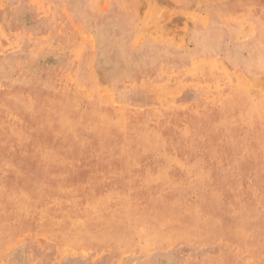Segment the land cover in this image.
<instances>
[{
	"label": "rangeland",
	"instance_id": "rangeland-1",
	"mask_svg": "<svg viewBox=\"0 0 264 264\" xmlns=\"http://www.w3.org/2000/svg\"><path fill=\"white\" fill-rule=\"evenodd\" d=\"M0 155V264H264V0H0Z\"/></svg>",
	"mask_w": 264,
	"mask_h": 264
},
{
	"label": "bare ground",
	"instance_id": "bare-ground-1",
	"mask_svg": "<svg viewBox=\"0 0 264 264\" xmlns=\"http://www.w3.org/2000/svg\"><path fill=\"white\" fill-rule=\"evenodd\" d=\"M160 18V17H159ZM163 19V18H162ZM157 21H159V19L157 20ZM160 21H162V20H160ZM155 22V21H154ZM158 24H160L159 22H158ZM157 24V25H158ZM166 24H168V23H166ZM148 26V25H147ZM149 28V27H148ZM145 30H146V28H145ZM167 36V35H166ZM199 71V70H198ZM233 95V94H232ZM234 98V97H233ZM230 99H232V98H230ZM242 99V98H241ZM244 99V98H243ZM240 101V100H239ZM227 102V101H226ZM58 103V102H57ZM235 103V102H234ZM228 105V104H227ZM245 105V104H244ZM53 107V106H52ZM97 107V106H96ZM239 107H241V106H239ZM68 108V107H67ZM105 108V107H104ZM249 108V107H248ZM253 108V107H252ZM90 110H92L91 108H90ZM98 111H99V109H98ZM248 111V110H247ZM64 112V111H63ZM79 112V111H78ZM248 112H251L250 110L248 111ZM75 113H77V112H75ZM88 113V112H87ZM252 113H254L255 114V112H253L252 111ZM81 114V113H80ZM79 114V115H80ZM162 114V113H161ZM203 114H205V113H203ZM253 114V115H254ZM73 115H75V114H73ZM84 116L82 117V118H84L85 117V120L86 119H88V117L86 118V114H83ZM93 115V114H92ZM98 115V114H97ZM252 115V114H251ZM10 116V115H9ZM70 116V115H69ZM67 117V116H66ZM74 117V116H73ZM68 118V117H67ZM75 118V117H74ZM73 118V119H74ZM91 118L92 117H90V120H91ZM118 118V117H117ZM164 119H166V118H164ZM170 119V118H169ZM168 119V120H169ZM84 120V119H83ZM82 120V121H83ZM84 120V121H85ZM150 120H151V118H150ZM71 121V120H70ZM73 121V120H72ZM92 121V120H91ZM124 121V120H123ZM141 121V120H140ZM140 121L138 120V124H139V126H140ZM143 121V120H142ZM158 121V120H157ZM164 121V120H163ZM162 121V122H163ZM170 121V120H169ZM172 121H173V119H172ZM171 121V122H172ZM81 122V120L79 121V123ZM86 122H87V120H86ZM161 122V123H162ZM73 123H77V125H79L78 124V121L77 122H73ZM84 123V122H83ZM91 123V122H90ZM136 123V122H135ZM136 123V125H138ZM160 123V122H159ZM160 123V124H161ZM173 123V122H172ZM174 123H176V122H174ZM69 123H67V125H68ZM114 124V123H113ZM132 124V123H131ZM130 124V125H131ZM168 124H169V122H168ZM178 124V123H177ZM73 125V124H72ZM77 125H75V129H76V126ZM91 125H93V124H91ZM90 125V126H91ZM105 126L104 127H106V128H108V127H110L111 125L109 124V123H106V124H104ZM116 125V124H115ZM118 125H121L122 126V128H123V123H121V124H118ZM136 125H134L135 127H136ZM143 125H146V124H143ZM250 125V124H249ZM252 125V124H251ZM256 125V124H255ZM74 126V125H73ZM80 126V125H79ZM79 126H77V128L79 127ZM96 126V125H95ZM95 126H93V127H95ZM99 126H101V125H99ZM102 126H103V124H102ZM99 127V128H103V127ZM158 126V125H157ZM165 126V125H164ZM182 126V125H181ZM181 126H179V128H177V130L178 129H185V131H187L188 132V128L186 129L185 127H183V128H181ZM198 127L200 126V125H197ZM196 126V127H197ZM68 127V126H67ZM81 127V126H80ZM88 127V126H87ZM93 127L91 128L90 127V131H93V130H91V129H93ZM98 127V126H97ZM131 127V126H130ZM159 127V126H158ZM170 127V125L168 126V128ZM176 127H178V126H176ZM251 127V126H250ZM253 128H254V126H252ZM82 129H84V127H81ZM81 128H80V131H81ZM96 128V127H95ZM94 128V129H95ZM132 128V127H131ZM131 128H129V129H131ZM134 128V127H133ZM133 128H132V131L134 132L135 131V129L136 128H134V130H133ZM142 128V127H141ZM241 128H242V126H241ZM240 128V129H241ZM249 128V127H248ZM74 129V130H75ZM88 129V128H87ZM87 129H86V131H87ZM113 129V131L112 130H108V131H112L113 133H114V130H116L115 128H112ZM117 129H119V132L121 131L120 129L121 128H117ZM165 129V128H164ZM164 129H162V130H164ZM172 129H174V128H172ZM244 129V128H243ZM252 129V128H251ZM71 130H72V128H71ZM96 130L97 129H95V131L93 132V133H95L96 132ZM141 130V129H140ZM156 129H154V131H155ZM76 131H77V129H76ZM86 131H84V132H86ZM90 131H89V133H90ZM107 131V130H106ZM106 131L104 130V132L106 133ZM108 131H107V134H108ZM130 131V130H129ZM143 131V129L141 130V131H138V132H142ZM153 131V130H152ZM238 131V130H237ZM83 132V131H82ZM117 132H118V130H117ZM116 131H115V134L117 133ZM192 132V131H191ZM79 133V132H78ZM81 133V132H80ZM87 133V132H86ZM89 133H87V134H89ZM103 133V131L101 132V134ZM165 133H166V131H165ZM104 134V133H103ZM121 134V133H120ZM234 134V133H233ZM82 135V134H81ZM86 135V134H85ZM97 135V134H96ZM110 135V134H109ZM114 135V134H113ZM142 135H146V134H144L143 132H142ZM141 135V136H142ZM161 135H164V134H162L161 133ZM79 136V135H78ZM78 136H77V138H78ZM95 136V135H94ZM165 136V135H164ZM163 136V137H164ZM99 137H102V135H100ZM76 138V140L77 141H80V140H78ZM87 138H90V137H87ZM103 138V137H102ZM138 138V137H137ZM86 139V138H85ZM104 139V138H103ZM60 140V139H59ZM106 140V139H105ZM165 140H167L168 141V138L167 139H165ZM186 140V139H185ZM82 141H84V139H82ZM87 141H90V140H86V142ZM152 141H154V140H152ZM159 141V140H158ZM188 141V140H187ZM85 142V143H86ZM78 143V142H77ZM84 143V142H83ZM82 143V144H83ZM85 143H84V145H85ZM135 143V142H134ZM157 143V142H156ZM88 144V143H87ZM92 144L94 145V147H96L95 146V144L92 142ZM151 144V143H150ZM149 144V145H150ZM159 143H157L156 145H158ZM164 144V143H163ZM171 144V143H170ZM90 145V144H89ZM138 145H140V144H138ZM146 145V144H145ZM152 145V144H151ZM155 145V144H154ZM186 145H188V144H186ZM191 145V143L189 144V146ZM88 146V145H87ZM92 146V145H91ZM91 146H90V148H91ZM166 146V145H165ZM106 147H108L107 145H106ZM105 147V148H106ZM148 147V146H147ZM150 147V146H149ZM147 148V152L149 153L150 152V148L152 147H150V148ZM158 147V146H157ZM163 147V146H162ZM99 148L100 149H103L102 147H100L99 146ZM154 148H156V147H154L153 146V150H154ZM189 148V147H188ZM92 149V148H91ZM107 149H109V148H107ZM162 149V148H161ZM164 149V148H163ZM81 150H82V148H81ZM95 150V149H94ZM93 150V151H94ZM118 150H119V148H118ZM165 150H166V148H165ZM92 151V150H91ZM91 151H88V152H91ZM156 151V150H155ZM83 152V151H82ZM87 152V151H86ZM85 152V153H86ZM87 152V153H88ZM141 152V151H140ZM146 152V151H145ZM152 152H154V151H152ZM151 152V153H152ZM96 153V152H95ZM122 153V152H121ZM142 153V152H141ZM175 153V152H174ZM90 154V153H89ZM93 154V153H92ZM146 154V153H145ZM161 154H162V152H161ZM1 157H2V155H0ZM96 156V155H95ZM94 156V157H95ZM97 156H98V154H97ZM102 156V155H101ZM0 157V158H1ZM82 157V156H81ZM83 157H84V155H83ZM92 156L90 155V158H91ZM99 157V156H98ZM124 157V156H123ZM125 157H126V155H125ZM174 157H175V155H174ZM64 158V157H63ZM79 158H80V156H79ZM93 158V157H92ZM154 158V157H153ZM159 158V157H158ZM130 159V158H129ZM161 159H163V158H161ZM161 159H158L159 161L161 160ZM2 160V159H1ZM6 160V159H5ZM57 159H55V161H56ZM64 160V159H63ZM87 160V159H86ZM90 160V159H89ZM92 160H94V159H92ZM153 160H155V159H153ZM180 160H182V158H180ZM179 160V161H180ZM3 162H4V160H2ZM54 161V160H53ZM57 162H59L60 163V159H59V161H57ZM135 162V161H134ZM133 162V163H134ZM151 162V161H150ZM157 162V161H156ZM163 162H165V161H163ZM162 162V163H163ZM54 162H52V164H53ZM64 163V162H63ZM63 163H61V164H63ZM122 163V162H121ZM132 163V164H133ZM184 163V162H183ZM8 164H10V163H8ZM65 164H67V162L65 163ZM156 164V163H155ZM160 164V163H159ZM172 164H174V163H172ZM177 164V163H176ZM179 164V163H178ZM177 164V165H178ZM12 165V164H11ZM10 165V166H11ZM83 165V164H82ZM149 165V164H148ZM150 165H153L152 163H150ZM161 165V164H160ZM160 165H158V167L160 166ZM61 166V165H60ZM64 166V165H63ZM126 166H128V164H126ZM169 166H171V165H169ZM173 166V165H172ZM171 166V167H172ZM19 167H21V166H19ZM69 167V166H68ZM154 167V166H153ZM157 167V168H158ZM174 168H175V166H173ZM172 167V169H174ZM192 167V166H191ZM195 167H197L198 168V166L196 165ZM129 168V167H128ZM130 168H132L131 166H130ZM142 168V167H141ZM146 168V167H145ZM144 168V169H145ZM149 168V167H148ZM160 168V167H159ZM177 168V167H176ZM175 168V169H176ZM65 169H66V167H65ZM121 169H123V168H121ZM153 169V168H152ZM170 169V168H169ZM174 169V170H175ZM179 169V168H178ZM183 169V168H182ZM185 169V168H184ZM183 169V170H184ZM195 169V168H194ZM245 169H246V166H245ZM128 170V169H127ZM171 170V169H170ZM186 170H189V169H186ZM186 170H184V173H186ZM244 170V169H243ZM5 171V170H4ZM129 171V170H128ZM143 171V170H142ZM167 171H168V168H167ZM193 171V170H192ZM192 171H191V173H192ZM206 171V170H205ZM204 171V172H205ZM8 172V171H7ZM148 172V171H147ZM171 172V171H170ZM177 172V171H176ZM176 172H175V174H176ZM178 172H179V170H178ZM161 174L162 173H165V176H166V172H160ZM207 173V172H206ZM134 174V173H133ZM132 174V175H133ZM167 174H170V173H168L167 172ZM178 174V173H177ZM179 174H181V173H179ZM183 174V173H182ZM182 174H181V176H182ZM192 174H195L196 176H199V175H203L204 173L202 172V171H199V172H193ZM135 175V174H134ZM133 175V176H134ZM184 175H186V174H184ZM183 175V176H184ZM45 176V175H44ZM113 176V175H112ZM118 176H120V175H118ZM137 176V175H136ZM138 176H139V174H138ZM137 176V178L136 179H138L139 177ZM146 176L147 177H149V174L147 175L146 174ZM176 176V175H175ZM195 176V177H196ZM8 177V176H7ZM116 176H114L113 178H115ZM121 177V176H120ZM154 177V176H153ZM153 177H152V179H153ZM156 177V176H155ZM157 177H159V176H157ZM167 177H168V175H167ZM178 177H179V175H178ZM186 176H184V178H185ZM193 177V176H192ZM141 178V177H140ZM173 178V177H172ZM184 178H183V180H184ZM198 178H200V177H198ZM145 179V178H144ZM150 179H151V177H150ZM151 179V180H152ZM159 179V178H158ZM167 179V178H166ZM176 179V178H175ZM178 179V178H177ZM117 180V179H116ZM141 180H143V179H141ZM140 180V181H141ZM146 180V179H145ZM148 180H149V178H148ZM156 180H157V178H156ZM160 180V182L162 181V179L160 178L159 179ZM158 180V181H159ZM170 180H172L171 178H170ZM169 180V182H171ZM182 180V179H181ZM180 181V179H178V183L179 182H184V181ZM186 181L188 180V179H185ZM190 180V179H189ZM194 180V179H193ZM153 181V180H152ZM151 181V182H152ZM155 181V180H154ZM158 181H155V182H158ZM118 182V181H117ZM139 182V181H138ZM143 182V181H142ZM149 182V181H148ZM147 182V183H148ZM150 182V183H151ZM159 182V183H160ZM174 182V181H173ZM190 182H192V181H190ZM198 182V181H197ZM107 183V182H106ZM111 183V182H110ZM116 183V182H115ZM145 183V182H144ZM172 183V182H171ZM171 183H169V185H172ZM176 183V182H175ZM180 183V184H181ZM189 183V182H188ZM188 183L186 184V186L188 185ZM193 183H194V181H193ZM177 184V183H176ZM180 184H177V185H180ZM197 184V183H196ZM222 184V183H221ZM225 185L227 184V183H224ZM207 185V184H206ZM209 185V184H208ZM227 185H229V183L227 184ZM231 185V184H230ZM229 185V186H230ZM34 186V185H33ZM35 186H38V185H35ZM34 186V187H35ZM40 186V185H39ZM110 186V185H109ZM189 186H191V185H189ZM194 186L195 185H193V186H191L192 187V189L194 190ZM210 186H211V184H210ZM43 187V186H42ZM188 187V186H187ZM197 187H198V185H197ZM196 187V188H197ZM141 188V187H140ZM177 188H179V191H180V187H177ZM176 188V189H177ZM205 188V187H204ZM208 188V187H207ZM39 189V188H38ZM45 189V188H44ZM67 188H65V189H63L64 191L66 190ZM176 189H173L174 191L176 190ZM187 189H190V188H187ZM191 189V190H192ZM230 189V188H229ZM40 190V189H39ZM163 191H164V189H162ZM166 190V189H165ZM172 190V189H171ZM183 189H181V191H182ZM20 191H22V190H20ZM186 191H188V190H186ZM185 191V192H186ZM232 191V190H231ZM242 191V190H241ZM43 192V191H42ZM51 192V191H50ZM111 192V191H110ZM166 192V191H165ZM169 192V191H168ZM172 192V191H171ZM192 192V191H191ZM190 192V193H191ZM72 193V196H71V198H70V200L68 201V202H63V201H60V199H58L59 201H56L55 202V205L57 206V208H58V210H57V215H58V217H56V218H52L51 217V215L49 214V212L48 211H45L44 212V214L47 216V220H48V222H54V223H60V224H62L63 222H65V221H68V222H72V224H75V225H77L76 224V222L78 223V220L76 219V215H78V214H80V213H82V210H84L83 209V197H86V201H88L90 204H91V207H92V210H93V213L95 214V216L96 217H98L103 211H107L108 210V208L110 207V205H109V202H108V199L105 197V196H103V195H97V194H94V193H92V192H88V191H86V190H83V192L82 193H79V194H77V192H75V191H72L71 192ZM174 193V192H173ZM178 192H176L175 194H177ZM187 193V192H186ZM202 193H204V192H202ZM230 193H232V192H230ZM10 194H12V197L11 196H8L9 197V202H10V204L12 205V206H16V207H18V206H20V205H28L32 200H30V198L29 197H26V196H24V195H22V194H20L18 191H15V195H17V196H20V198H16L15 196H13V193H10ZM179 194V193H178ZM177 194V195H178ZM188 195V194H187ZM236 195H238V193L236 194ZM179 197V196H178ZM188 197H190V195H188ZM234 197V196H233ZM39 200H41L40 198H39ZM42 201V200H41ZM45 201L46 200H43V204L45 205ZM178 201V200H177ZM141 203V202H140ZM218 204V203H217ZM139 205H141L142 206V203L141 204H139ZM251 205H252V202H251ZM88 206V205H87ZM182 206V205H181ZM187 206V205H186ZM220 206V205H219ZM183 207V206H182ZM192 207H195L194 205L192 206ZM197 207H199V206H197ZM196 207V208H197ZM143 209H145V208H143ZM190 210H191V208H190ZM192 210H194V209H192ZM191 210V211H192ZM197 210H199L198 208L195 210V211H197ZM146 211V213H147V211H149V209L148 210H145ZM186 211V210H185ZM187 211H188V209H187ZM116 213H114L113 214V216H114V221H113V223H112V226H115L117 229H121L122 227H121V225H123L125 228L124 229H128V228H131L132 230L133 229H135V228H142L143 226H144V223L146 222L145 220H142V221H137V220H135L134 218H133V213H134V211H132V212H129V211H123L122 209H117L116 211H115ZM184 212V211H183ZM200 212V211H199ZM249 212H251V210H249ZM188 213V215L190 214V211L189 212H187ZM197 213L198 212H194V214H193V218L195 217L194 215H197ZM248 214V213H247ZM246 214V215H247ZM258 214V213H257ZM191 215V214H190ZM245 215V216H246ZM117 216H120L121 218H122V220H117ZM256 216V215H255ZM131 217H132V219H131ZM250 217V216H249ZM248 216L247 217H245V218H249ZM251 218V217H250ZM255 218V217H254ZM260 218V217H259ZM79 219V218H78ZM244 220V219H243ZM249 220V219H248ZM157 221V220H156ZM198 221H200V217H199V220ZM252 222V221H251ZM155 223V222H154ZM159 223V222H158ZM199 223V222H198ZM253 223V222H252ZM196 225H197V223H195ZM244 224V223H243ZM243 224H241V226L243 225ZM155 225V224H154ZM72 227V226H71ZM75 227H77V226H75ZM155 227V226H154ZM192 227V226H191ZM61 230H62V228H61ZM60 230V231H61ZM242 230V229H241ZM240 230V231H241ZM246 230V229H245ZM244 230V231H245ZM63 231H64V229H63ZM129 231V230H128ZM244 231H242V233L244 232ZM249 232H250V230H248ZM247 231V232H248ZM65 232V231H64ZM114 232V231H113ZM136 232H138V230L136 231ZM5 233V232H4ZM68 233V232H67ZM102 233V232H101ZM245 233H246V231H245ZM65 234V233H64ZM93 233H91V235H92ZM139 234H140V232H139ZM95 235V236H94ZM241 235H243V234H241ZM251 235V234H250ZM93 237H92V239L94 238V237H96V239L98 238L97 236H96V234H93L92 235ZM91 238V237H90ZM99 240V242H100V239H101V237L100 238H98ZM127 239V238H126ZM128 240V239H127ZM93 241V240H92ZM95 241H97V240H95ZM95 241H93V242H95Z\"/></svg>",
	"mask_w": 264,
	"mask_h": 264
}]
</instances>
